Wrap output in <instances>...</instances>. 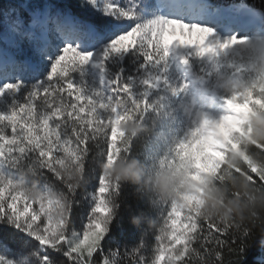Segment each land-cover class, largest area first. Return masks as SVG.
<instances>
[{
  "label": "snow or ice",
  "instance_id": "1",
  "mask_svg": "<svg viewBox=\"0 0 264 264\" xmlns=\"http://www.w3.org/2000/svg\"><path fill=\"white\" fill-rule=\"evenodd\" d=\"M0 264H264V0L0 5Z\"/></svg>",
  "mask_w": 264,
  "mask_h": 264
},
{
  "label": "clouds",
  "instance_id": "2",
  "mask_svg": "<svg viewBox=\"0 0 264 264\" xmlns=\"http://www.w3.org/2000/svg\"><path fill=\"white\" fill-rule=\"evenodd\" d=\"M132 131L139 134L145 129L137 127L132 129ZM107 171L112 177L122 183L136 186L144 185L145 188L151 187L162 198H168L171 195V183L167 174L162 175L158 180H148L146 178L147 170L139 159L126 158L119 160Z\"/></svg>",
  "mask_w": 264,
  "mask_h": 264
},
{
  "label": "trees",
  "instance_id": "3",
  "mask_svg": "<svg viewBox=\"0 0 264 264\" xmlns=\"http://www.w3.org/2000/svg\"><path fill=\"white\" fill-rule=\"evenodd\" d=\"M13 2V0H0V5H6V4H11ZM234 2H239V0H223V3L228 5V4H232ZM169 127H171L173 129V131L178 134V135H183L185 128L184 125H170ZM139 144V140L137 141V145ZM98 183L97 179H94L92 181V189L94 190L96 185ZM255 257V253L253 254V258Z\"/></svg>",
  "mask_w": 264,
  "mask_h": 264
},
{
  "label": "rangeland",
  "instance_id": "4",
  "mask_svg": "<svg viewBox=\"0 0 264 264\" xmlns=\"http://www.w3.org/2000/svg\"><path fill=\"white\" fill-rule=\"evenodd\" d=\"M163 11H167V9H163Z\"/></svg>",
  "mask_w": 264,
  "mask_h": 264
}]
</instances>
